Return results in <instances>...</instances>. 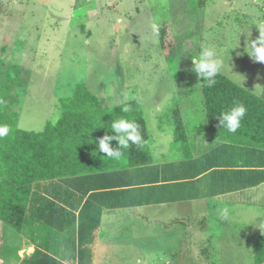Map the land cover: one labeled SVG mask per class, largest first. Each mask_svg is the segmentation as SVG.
<instances>
[{"label": "rangeland", "instance_id": "rangeland-1", "mask_svg": "<svg viewBox=\"0 0 264 264\" xmlns=\"http://www.w3.org/2000/svg\"><path fill=\"white\" fill-rule=\"evenodd\" d=\"M253 10L264 20V0H0V92L9 94L5 88L9 77L24 79V87L17 89L19 126L30 132L43 131L54 121L60 101L84 84L108 108L138 99L153 141L162 121L174 123L177 103L186 119L196 121L191 130L197 134L205 121L201 83L191 71V58L201 47L216 49L223 61L220 72L238 85L253 90L260 85L253 77L260 72L256 68L260 63L248 56L247 37L240 35L251 28V39L259 36L256 18L248 14ZM165 23L173 24L166 42L178 49L172 63L157 35L158 26ZM234 198L221 205L229 208L227 219L217 209L187 227L176 224L173 234L147 231L146 223L133 219L130 232L100 241L99 260L101 264H255L264 211L249 200L242 204ZM180 210L192 216L190 208ZM158 232L161 236L156 237ZM3 234L1 244L16 249L13 234L11 240L6 231Z\"/></svg>", "mask_w": 264, "mask_h": 264}, {"label": "trees", "instance_id": "trees-1", "mask_svg": "<svg viewBox=\"0 0 264 264\" xmlns=\"http://www.w3.org/2000/svg\"><path fill=\"white\" fill-rule=\"evenodd\" d=\"M200 4L204 6L205 2ZM172 25L165 23L157 28L169 63L176 62L178 50L174 43L166 42ZM9 78L5 83L9 94L0 92V123L11 129L7 137L0 139V221L17 232L31 224L38 228L41 244L46 242L49 249H79L78 264H94L93 249L107 235L103 222L106 211L144 206L151 193L171 190L173 181L192 178L201 170L206 174L200 183L193 184L194 190L205 184L206 192L215 199L235 197L234 201L264 202V195L260 197L254 191L264 183V86L262 93L256 95L221 72L214 85L201 81V113L208 130L222 145L208 154L193 152L186 120L177 103L172 111L175 142L186 162L160 169L152 166L148 121L138 99L108 108L84 84H78L71 97L60 101L54 121L41 132H30L19 126L21 105L17 89L24 87V79ZM237 104H243L247 112L241 127L232 134L221 129L219 113ZM125 106L132 110L123 113ZM119 117L134 119L146 143L130 144L121 160L112 161L98 151L96 143L106 134L114 135L110 133L111 122ZM224 144L242 147L245 156L255 155L259 160L243 171L244 165L233 160V154L224 156ZM112 146H117L116 141H112ZM161 184L163 187H157ZM169 194L177 200L173 192ZM254 249L255 264H264V232L256 239ZM25 264L62 263L37 253Z\"/></svg>", "mask_w": 264, "mask_h": 264}, {"label": "crops", "instance_id": "crops-1", "mask_svg": "<svg viewBox=\"0 0 264 264\" xmlns=\"http://www.w3.org/2000/svg\"><path fill=\"white\" fill-rule=\"evenodd\" d=\"M257 34H259L258 29H257ZM256 68L260 72L257 71L254 72L253 77L257 78V84L260 83V85L255 86L254 87L255 90L251 89L250 86H245V88L253 94L260 95L262 93L264 86V63H260L256 65ZM258 86L259 89H257ZM187 119L185 118L186 126L189 132L188 136L191 141L190 145L193 152L195 153L202 152V154L205 153L208 154L212 152L215 146L222 145V144H218V140H216L211 134V132L208 130L206 126V122L202 124L204 125L203 127L205 128H203L201 132L194 134L191 128L193 126V121L195 120L189 118L190 119L189 122L190 129H189V125L187 124ZM170 126H172L173 128L174 124L168 121H162L158 125V127L161 130L160 135L157 136V138H155V141L152 140V136L150 135L151 137H150L149 145H150L151 153L153 155V163H152L153 167L161 169L164 165L167 164L174 165L176 163L186 162V159L182 156V153L178 151L174 138L175 129H171ZM162 139H167V140L165 142L160 143L158 140L161 141ZM220 148L221 151H223V148L222 147ZM157 151L158 153H156ZM226 154H233L234 155L233 160H236V162H238V164L240 165H244V168L243 167L241 168L243 171H246L245 169H247L245 166L248 167L250 165L251 166L255 165V163H257V160H259V157L255 155L252 156L253 158H249L248 157L249 154L245 156L246 152L243 150L242 147H234V146H230L229 144H224V156ZM202 172L203 170L197 172L196 175L192 178L191 177L181 178L178 181H173L171 183L172 186L171 190L156 191V193H151L152 194L151 199L148 200V203L144 204V206L137 208H122V209L106 211L103 217V222L105 223L104 225L105 230L107 229V235L105 236V238H110L112 236L120 237V234L118 232H120L121 235L122 233L125 234L127 232H130L128 228L129 225L128 222L132 221L133 219H136L137 221L138 219H140L142 223H146L144 227L147 231L154 229H155L154 231L166 230L173 234L175 232L174 227L176 224L186 223V226L184 227H187L190 224L205 219V216L203 215L207 216L210 213L214 214V212H216L218 208H221V205L228 203L226 202L225 199L223 201L219 198L215 199L213 198V196H210L206 192L208 190V186H206L205 184L201 186L198 185L196 189L197 190L196 193V190H194L195 187L192 186L193 184L200 183L199 181L206 174V172L203 173ZM207 173L208 175L211 174L212 170H210ZM254 173L255 172H253V174ZM164 175L165 174L161 175V177H164ZM168 175L169 174L166 173V176ZM157 187H163V184ZM258 190H260L261 192L260 191L258 192ZM254 191L257 192V194L259 193L260 197L263 196L264 183H262V185L259 186L258 188H255ZM169 192H173L175 195V196L173 195V197H176L177 200L172 199V195H170ZM248 193L249 191L247 192V194ZM251 193L254 200L257 199L255 193L252 191ZM200 194L209 195V196L206 198L205 196H200L198 198L197 195ZM160 197H169V199L165 200L164 198H160ZM235 202L241 203L242 201L240 200ZM246 204L249 205L250 203L246 202ZM251 204L253 205V207L261 208L264 211V207H262V204H264V202L262 204H258L257 202L256 203L252 202ZM178 205L190 208L193 212L192 216L188 214H184V215L180 214L181 206ZM27 226L28 227L25 230L18 233H13V231L7 229V227L3 225V223L0 221V244L3 242L5 238L3 234L4 231L7 232L9 240H11L12 237L11 234H13L15 241L17 242L16 249H7L1 244V246L5 249H0V264H25L27 263V261L33 260L34 256L37 253L38 256L40 254L51 256L62 264L79 263V254H80L79 249H62L63 247L61 246L60 248L57 247L59 249H49L48 248L49 246L46 244V242L44 244H41V236L38 228L33 227L31 224ZM8 230L11 233H9ZM157 235L161 236L159 232L157 233ZM44 238H46V236ZM93 251L95 254L94 264H101V260H99L100 250L98 251V249H93ZM97 251H98V259L96 257ZM105 255H103L102 257H104ZM106 260L108 259H105V261Z\"/></svg>", "mask_w": 264, "mask_h": 264}, {"label": "clouds", "instance_id": "clouds-1", "mask_svg": "<svg viewBox=\"0 0 264 264\" xmlns=\"http://www.w3.org/2000/svg\"><path fill=\"white\" fill-rule=\"evenodd\" d=\"M248 14L256 18L254 25L259 31V36L257 39L252 40L251 28L240 33V35L243 33L247 37L245 40V51L255 62L264 63V20L258 19L260 13L255 10ZM152 28L155 31L157 26L153 24ZM191 59L193 62L191 71L197 75L198 80L206 82L209 86L214 85L223 64L216 49L213 46H203L199 53ZM2 104L3 101H0V105ZM131 110L130 106H125L121 109L123 113H129ZM246 112L247 109L243 104H237L228 110L220 112L219 125L221 129L226 130L228 133H236L241 127V121L245 117ZM10 131L9 125L0 123V139L7 137ZM110 133H114V135H104L96 143V148L99 152L106 154L105 157L112 161L121 160L125 155L124 150L129 148L130 144L141 146L146 143L140 134L139 124L134 119L125 117L113 119ZM112 141L117 143L115 148L112 146ZM217 211L221 218L227 219L229 217L228 207L218 208ZM249 264H251V261H249Z\"/></svg>", "mask_w": 264, "mask_h": 264}]
</instances>
